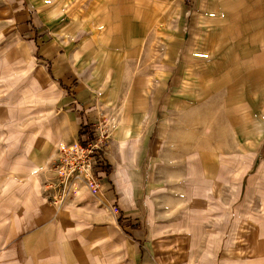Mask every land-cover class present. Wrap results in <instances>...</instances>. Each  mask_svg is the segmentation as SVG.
<instances>
[{
    "label": "rangeland",
    "instance_id": "rangeland-1",
    "mask_svg": "<svg viewBox=\"0 0 264 264\" xmlns=\"http://www.w3.org/2000/svg\"><path fill=\"white\" fill-rule=\"evenodd\" d=\"M17 17H27L28 32L18 31ZM164 58L206 72L199 88L207 120L205 127H192L196 136L221 156L238 149L244 131L259 132L262 141L248 143L254 153L245 188L243 180L237 188L228 184L200 206L182 191L177 206L160 207L150 217V241L156 250L166 247L162 256L171 264H245L250 235L264 223V0H0V131L6 138L1 143L9 150L15 141L44 138L46 128L57 133L64 114L72 122L76 110L56 78L73 70L93 92L92 100L88 88L86 100L79 95L91 103L78 141L82 129L96 132L106 159L122 123V111L115 116V91L136 85ZM223 91L227 101L236 99L231 105L220 99ZM75 142L62 141L52 151ZM52 151L45 194L55 205L48 190L55 179ZM257 167L261 177L248 190Z\"/></svg>",
    "mask_w": 264,
    "mask_h": 264
},
{
    "label": "crops",
    "instance_id": "crops-1",
    "mask_svg": "<svg viewBox=\"0 0 264 264\" xmlns=\"http://www.w3.org/2000/svg\"><path fill=\"white\" fill-rule=\"evenodd\" d=\"M26 19L17 17L21 34L29 30ZM178 65L160 59L136 85L115 91V116L122 111V123L106 156L110 171L101 179L102 191L93 194L82 187L62 208L45 194L52 178L45 166L56 145L78 141L83 111L91 103L79 95L86 100L88 88L92 100L90 87L73 70L58 74L56 81L76 111L71 123L68 114L59 119L57 133L48 134L46 128L44 138L15 141L7 150L0 131V264H171L162 256L168 253L166 247L156 250L150 241V217L160 207L177 206L182 191L200 206L211 192L229 189L228 184L237 188L243 180L245 188L254 153L253 148L247 150L248 143L261 142L262 135L244 131L237 150H227V156L215 152L208 140L192 132L195 123L206 125L207 116L200 112V102L206 99L199 88L206 72ZM223 94L225 105L236 100L231 96L227 101ZM260 169L250 175L248 190L261 177ZM250 238V260L245 264H264V223Z\"/></svg>",
    "mask_w": 264,
    "mask_h": 264
},
{
    "label": "built area",
    "instance_id": "built-area-1",
    "mask_svg": "<svg viewBox=\"0 0 264 264\" xmlns=\"http://www.w3.org/2000/svg\"><path fill=\"white\" fill-rule=\"evenodd\" d=\"M81 138L73 144H62L51 159L55 179L48 184L53 203L62 208L82 188L93 194L101 193V179L107 174L102 154L103 138L96 132L82 129Z\"/></svg>",
    "mask_w": 264,
    "mask_h": 264
},
{
    "label": "trees",
    "instance_id": "trees-1",
    "mask_svg": "<svg viewBox=\"0 0 264 264\" xmlns=\"http://www.w3.org/2000/svg\"><path fill=\"white\" fill-rule=\"evenodd\" d=\"M50 67V66H49ZM50 69H51V67H50ZM49 69V71L51 72V70ZM61 85H62V83H61ZM81 138V137H80ZM105 170H106V172L108 173L109 171H110V167L108 166V165H106L105 166Z\"/></svg>",
    "mask_w": 264,
    "mask_h": 264
}]
</instances>
